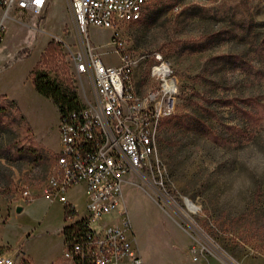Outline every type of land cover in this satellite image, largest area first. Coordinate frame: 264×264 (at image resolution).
<instances>
[{
  "label": "rangeland",
  "instance_id": "374dc122",
  "mask_svg": "<svg viewBox=\"0 0 264 264\" xmlns=\"http://www.w3.org/2000/svg\"><path fill=\"white\" fill-rule=\"evenodd\" d=\"M183 1L154 0L117 36L88 27L104 63L119 64V54L139 58L132 79L138 94L154 87L149 68L155 54L178 83L175 111L156 132L162 174L156 182L128 175L121 208L137 244L150 248V264H264V0H198L172 10L173 3ZM66 2L49 0L40 15L12 9L4 18L0 256L14 264H57L62 226L87 213L82 183L66 191L77 213L66 221V203L42 195L56 168L59 115L50 99L36 93L29 75L53 42L57 50L41 69L78 93L77 77L58 41L76 39ZM2 11L0 5V20ZM1 93L15 98L21 110ZM22 113L47 137L46 144L35 138Z\"/></svg>",
  "mask_w": 264,
  "mask_h": 264
},
{
  "label": "built area",
  "instance_id": "2783aa9c",
  "mask_svg": "<svg viewBox=\"0 0 264 264\" xmlns=\"http://www.w3.org/2000/svg\"><path fill=\"white\" fill-rule=\"evenodd\" d=\"M66 1L76 39L73 44L58 41L77 77L81 105L59 117L56 168L46 179L42 195L49 201L67 202V189L82 183L87 213L68 223L84 221L86 227L73 240L64 238L57 264H143L125 209L121 208L122 187L130 174L148 176L155 182L162 174L156 132L161 121L175 111L177 79L170 66L155 54L149 68L154 87L140 95L132 82L139 58L119 54V64H106L89 39V26L104 27L117 36L150 0ZM197 1L173 3L172 10L178 12L185 4ZM48 3L0 0L2 17L12 9L40 15ZM4 27L0 20V48ZM23 194L30 195L28 191ZM0 264L14 261L0 256Z\"/></svg>",
  "mask_w": 264,
  "mask_h": 264
},
{
  "label": "trees",
  "instance_id": "16d2710c",
  "mask_svg": "<svg viewBox=\"0 0 264 264\" xmlns=\"http://www.w3.org/2000/svg\"><path fill=\"white\" fill-rule=\"evenodd\" d=\"M57 50L56 45L53 42H49L45 50L42 52L40 59L30 70L29 75L31 76L33 85L36 91L52 100L59 110V117L64 114L77 109L80 107V100L76 90L67 83L64 79H60L58 75L51 76L49 71L41 69V64L51 59L53 53ZM24 118V117H23ZM214 141L217 139L212 136ZM64 220L72 218L77 215L74 207L66 203L63 208ZM84 221H76L75 223L66 224L61 232L65 240H73L75 237L81 234L85 230Z\"/></svg>",
  "mask_w": 264,
  "mask_h": 264
},
{
  "label": "crops",
  "instance_id": "0c3cea01",
  "mask_svg": "<svg viewBox=\"0 0 264 264\" xmlns=\"http://www.w3.org/2000/svg\"><path fill=\"white\" fill-rule=\"evenodd\" d=\"M49 8V7H48ZM20 12H25V11H20ZM4 18H5V16H3L2 18H1V21H2V23L5 25V21H4ZM48 40H49V38L47 39V41H46V43H45V45L47 44V42H48ZM45 45H44V47H45ZM2 46V45H1ZM43 47V48H44ZM43 50V49H42ZM40 56V55H39ZM39 59V57L37 58V60ZM37 60H36V62H37ZM34 65H35V63H34ZM34 65H32V68H33V66ZM31 68V69H32ZM30 69V70H31ZM33 87H34V90L36 91V89H35V86L33 85ZM36 93H38L37 91H36ZM1 94H3L4 95V97L5 98H3V99H5V100H8V101H13V103H15L16 105H17V107L20 109V107L18 106V103H17V101H16V99L15 98H11L10 96H8L6 93H1ZM39 94V93H38ZM40 95V94H39ZM40 96H42V95H40ZM44 97V96H43ZM46 98V97H45ZM49 99V98H48ZM50 101L52 102V100L50 99ZM53 103V102H52ZM54 104V103H53ZM54 106L56 107V109H57V112H58V115H59V110H58V108H57V106L54 104ZM21 110V109H20ZM22 112V111H21ZM22 115L24 116V118H25V120H26V122H27V124L29 125V127L32 129V132L34 133V136H35V138L36 139H38V140H40V141H42V143H44V144H46L47 143V137H45L44 135H42L40 132H37V131H35V129H34V127L32 126V125H30V122L29 121H27L28 119H26L27 118V116H26V114L24 115V113H22ZM57 128H58V126H57ZM130 180L126 177V182H129ZM125 182V183H126ZM86 196V195H85ZM66 200H67V197H66ZM63 203H69L68 202V200H67V202H63ZM22 208V207H21ZM17 209V206L15 207V210ZM17 211V210H16ZM176 222V221H175ZM177 223V222H176ZM68 224V223H67ZM179 226H180V224L179 223H177ZM66 225V223H64V225L62 226V228L64 227ZM180 227H182V226H180ZM62 228H61V230H62ZM134 233V232H133ZM134 237H135V235H134ZM135 245H136V247H137V249H138V251H139V253H140V255H141V257H142V259H143V264H150L149 263V261L151 260V252H150V248H148V247H141V246H139L138 244H137V242L135 241ZM63 248H64V237H63ZM24 251V250H23ZM62 251H63V249H62ZM26 253V252H25ZM27 254V253H26ZM28 255V254H27ZM197 257H193V260H195Z\"/></svg>",
  "mask_w": 264,
  "mask_h": 264
},
{
  "label": "bare ground",
  "instance_id": "6f19581e",
  "mask_svg": "<svg viewBox=\"0 0 264 264\" xmlns=\"http://www.w3.org/2000/svg\"><path fill=\"white\" fill-rule=\"evenodd\" d=\"M153 1H154V0H150V2H148V5H149L150 3H152ZM145 9H146V7H143V8H142V12L138 13L137 16H131V21H134V20H136V19L141 18V16H142L143 12L145 11ZM186 205H187V207H188L190 210H194V205H193L192 202H190L188 199H186Z\"/></svg>",
  "mask_w": 264,
  "mask_h": 264
},
{
  "label": "water",
  "instance_id": "95a60500",
  "mask_svg": "<svg viewBox=\"0 0 264 264\" xmlns=\"http://www.w3.org/2000/svg\"><path fill=\"white\" fill-rule=\"evenodd\" d=\"M21 209H22L21 206H17V209L16 210L17 211H21Z\"/></svg>",
  "mask_w": 264,
  "mask_h": 264
}]
</instances>
